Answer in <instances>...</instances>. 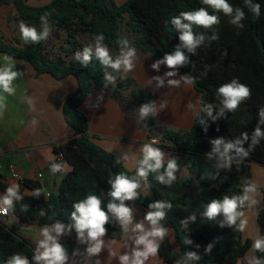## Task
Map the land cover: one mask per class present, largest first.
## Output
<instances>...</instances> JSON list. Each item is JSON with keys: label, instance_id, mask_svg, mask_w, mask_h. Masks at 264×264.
<instances>
[{"label": "trees", "instance_id": "trees-1", "mask_svg": "<svg viewBox=\"0 0 264 264\" xmlns=\"http://www.w3.org/2000/svg\"><path fill=\"white\" fill-rule=\"evenodd\" d=\"M229 3L243 8L246 14V18L241 21L244 24L243 29L228 24V17L221 14V23L216 26L218 40H206L197 47L195 54L182 49L191 63L180 68L178 75L190 74L197 77L193 87L201 95L200 109L190 129L164 126L151 113L141 118L140 108L143 104L154 102L153 93L148 87H140L130 76L120 79L118 74L112 73L117 75L113 99L121 104L127 115H131L123 96V92L129 89L131 99L138 106L133 118L136 122L139 121L140 128L149 138L160 136L162 142H169L167 149L177 159L179 169L185 167L187 170L186 175H180V170L177 172L178 179L171 187L159 184L154 179V174H149L147 184L152 197L141 193L138 200L128 202L145 211L148 210V203L156 200L172 204L167 219L161 222L169 229V235L161 242L159 250V256L167 264H237L252 246V240L245 239L243 233L234 231L227 225L221 228L219 221L222 217L209 221L202 215L211 199L239 194L243 181L252 180L249 163L256 162L264 166V137L250 157L239 165V170L235 163L230 171L217 170L216 155L213 154L212 160H208L205 155L212 152L213 145L209 143L211 139H234L243 132L249 134V139L243 145L247 149L252 143L251 117L264 98V0H252V3L261 5L259 18L244 6L243 0H229ZM7 4H14L18 17L38 30L41 27L40 16L50 13L52 33L59 30L67 38L61 50L62 54L55 57L46 54V41L17 46L5 42L2 37L0 53L30 64L37 75H53L58 81L75 76L78 80V91L67 100L64 107L65 119L77 136L56 148L71 170L61 180L58 191L49 197L43 194L39 198L27 196L20 188L23 200L10 213L20 217L23 222L36 220L41 226L50 225L56 220L67 224L70 222L74 202L82 200L89 193H103L102 199L106 205V193L110 188L108 180L121 172L133 174L122 163H116L118 156L104 151L89 136V119L82 104L97 89L104 88V69L95 59L87 68H83L67 54L82 51L86 46L79 41L80 37L87 36L93 40V36L100 32L106 37L105 43L118 50L115 41L124 35V24L135 35L130 40L137 50L161 59L166 52H172L179 44L178 33L170 23L171 18L179 15L181 11L193 10L202 5L200 0H127L121 5L113 0H52L47 5L35 7L28 5L25 0H0L1 6ZM195 31L202 32L204 29ZM208 34L211 35V32ZM205 65L210 66V70L202 75ZM233 78L250 87L251 98L242 103L235 113H226V119L218 117L213 122L201 109L204 103L218 105L216 89ZM217 112L218 107L214 108L213 116ZM205 127L208 128L206 133L203 130ZM217 171L218 178L211 179L209 174ZM22 185L32 190L40 188L37 183L30 181H24ZM4 187L0 181V189ZM22 204L28 206L27 211L21 209ZM41 209L47 213L44 217L39 215ZM192 215L196 216L195 222L188 219ZM181 220H188L186 228L181 225ZM257 224L260 236H264V208L257 214ZM106 227V237L116 240L122 238L123 234L117 225L110 224ZM73 231L75 232L74 229ZM185 237L191 241L190 244L183 243ZM209 245H212L211 250L206 252ZM33 249L34 246L11 227H0V264H4L14 253H21L31 260ZM255 252L257 260L264 261V253ZM187 253H195L199 259H189Z\"/></svg>", "mask_w": 264, "mask_h": 264}, {"label": "clouds", "instance_id": "clouds-1", "mask_svg": "<svg viewBox=\"0 0 264 264\" xmlns=\"http://www.w3.org/2000/svg\"><path fill=\"white\" fill-rule=\"evenodd\" d=\"M200 3L201 7L181 11L179 15L171 18L170 23L178 33L179 44L175 46L172 52H166L161 59H157L151 64V68L156 71H159L161 65L169 69L163 77L154 76L151 78L157 82V88L164 86L165 78L177 76L180 68L191 63L182 49H187L189 53L195 54L197 47L204 44L206 40L216 41L219 39L216 26L221 23V14L228 17V24L231 26L238 29L244 28V24L241 23L246 18L243 8L234 6L229 3V0H200ZM243 3L255 17H260L261 5L259 3H252V0H243ZM50 15L46 12L40 16L41 27L39 30L34 25L22 20L19 22L21 39L25 44L35 45L50 38L53 30L49 23ZM195 29H204V31L197 32ZM209 32L211 35L208 34ZM105 39L106 37L102 32L95 34L93 43L84 46L82 51H76L74 59L83 68H87L93 59L98 61L104 69V87L107 88L109 83L112 85L116 83L117 75L112 73H116L120 79H124L128 73L135 70L138 56L137 49L128 36L121 35L115 41L118 46V54L115 56L112 55ZM0 59L3 61L0 64V116H2L7 109L4 94L6 93L8 96L16 94L14 82L24 75L22 71L17 70L16 66L17 63L24 62H18L7 54H4ZM208 70H210V66L205 65V71L202 75H206ZM197 79L190 74H185L179 79H168L167 84L169 88H178L183 81L186 85L193 86ZM215 95L219 104L204 103L201 109L202 112L212 118L213 122L218 117L226 119V113H235L242 103L251 98V89L239 82L237 78H233L230 82L220 85L216 89ZM25 100L29 107L35 111L34 99L26 96ZM102 100L103 93L97 97V103L94 106L99 107V101ZM188 106L191 107V103ZM164 107H166V102L161 104V108ZM217 107V115L213 116V110ZM150 113L156 114L155 102L143 104L140 108L141 118ZM257 115L259 120L252 131V143L247 149L243 146L244 142L249 139L247 132L241 133L234 139L219 137L209 141L213 145L212 152L205 155L208 160L213 159V154L216 155L215 168L217 170L230 171L233 163L237 165V170H239V165L248 159L259 145L260 138L264 137V130L261 128V125H264V106L258 109ZM200 123H203V120H200ZM207 129V127L203 129L205 133ZM158 143L159 141L156 139L144 143L139 148L138 158L137 154L128 152H123L117 157L116 163H122L129 172L133 171L130 165L134 162V173L132 175L124 172L117 173L114 178L108 180L110 188L106 193L108 198L106 205L102 199L103 193L100 195L87 194L82 200L72 204L73 210L70 214L69 223L56 220L51 225L46 224L40 229L42 238L36 241L31 260L21 253H14L4 264H75L74 258L77 256H82L85 264H88V261H91L93 257H99L104 249H107L109 256L118 260L119 264H147L150 259L158 257L161 242L169 235V229L161 222L167 219L172 204L163 200L149 202L148 210L144 212L142 219L138 220L136 208L133 204L128 203L140 198L141 190L147 186L149 174H154V179L167 187H171L178 179L177 172L180 169L177 159L171 157L166 160L165 152L160 147L155 146ZM70 170L65 162L50 164L52 174H63ZM218 176L219 171L215 174H209L213 180H216ZM259 187L255 181L244 180L240 185L241 192L239 194L223 195L222 198L211 199L205 206L202 213L203 217L209 221L222 217L219 221L221 228L227 225L234 231L245 233L249 224L247 210L259 204V200L255 198L260 195ZM20 188L19 183L12 182L5 192L0 194V216H7L10 212H14L16 204L23 200ZM42 194L50 195L43 188L33 189L31 192L34 198H39ZM21 209L27 211L28 206L22 204ZM39 215L44 217L47 213L41 209ZM188 219L195 222L196 216L192 215ZM180 223L186 228L188 220H181ZM110 224L117 225L129 242L124 245L125 250L123 252L114 248L117 243L115 239L105 240L108 233L106 226ZM73 229L78 243L87 247L83 252L79 248L74 249L70 256L68 249L61 242V238L71 235ZM251 238V249L264 253V236H260L257 232ZM183 243L190 244L191 241L185 237ZM211 247L212 245H209L206 252L210 251ZM187 257L199 259L195 253H187ZM95 264H101V260L96 259ZM255 264H264V261L256 260Z\"/></svg>", "mask_w": 264, "mask_h": 264}, {"label": "crops", "instance_id": "crops-1", "mask_svg": "<svg viewBox=\"0 0 264 264\" xmlns=\"http://www.w3.org/2000/svg\"><path fill=\"white\" fill-rule=\"evenodd\" d=\"M50 1L51 0H25V2L31 6H41L49 3ZM11 15H13V19H15L14 21L18 23L15 29L12 28V33L10 32L11 26L9 25V18ZM20 21L21 19L18 17L14 4L0 5V29L9 35V38L4 39L5 42L13 43L17 46L27 45L21 39L19 31ZM13 33H15L16 36H12ZM0 55L4 54L0 53ZM137 56L138 59L135 70L128 73L126 77L130 76L136 80L140 87H149L152 90V80H146L144 77L142 78L141 75H143V72L140 70H142V64L144 69L152 70L151 64L157 59L153 55L154 57L152 60L146 61L145 59L150 56H146L144 54L142 55V52L139 50H137ZM0 58H2V56H0ZM15 60L18 62L22 61L18 59ZM17 65L23 70V79L26 78L27 81L28 97H32L34 99L36 110L33 111L29 105L27 106V109H24V121L22 125H20L16 135L12 138L8 136L7 129H2L4 124L0 123V135L1 137L2 134L4 135L3 138L0 137V181L5 186L3 189H0V194H3L12 182H16L21 185L24 195L32 196V189L22 185L24 181H30L37 183L40 188H43L51 195L58 191L59 185H61V180L68 172L67 171L63 174L51 173V163L63 162L59 158V153L56 151V148L71 139L76 138L77 136L75 131L69 126L65 119L64 107H66L65 104L67 100H69L76 93V91H78V80L75 76H69L62 81H58L53 77V75H37L34 68L26 62L17 63ZM161 69L164 70V73L169 71V69H167L164 65L160 66L159 70ZM174 78L179 79L180 76L177 75ZM181 82L184 83L183 81ZM188 86L189 87H186L187 91L185 92L190 94L192 97L189 98H193L196 103V112L192 115V119L188 123L182 121L183 119L180 120V118H178V121L177 119L174 121L169 114L159 112L158 105H156L157 103L155 102V95L153 94L156 107L155 117L158 119L160 124L170 128L174 127L176 129H190L193 126L194 120L200 109L201 95L194 89L193 86ZM114 89L115 85L112 84L107 88L104 87L101 90L97 89V91L89 96L82 104V109L89 119V136L92 142L104 151L113 153L116 156H120L123 152H128L130 154H137L138 158L139 148L144 143L152 139H156L159 143L155 146L160 147L165 152V159L167 160L174 157L166 147H163L166 142H162L160 136L149 138L147 133L140 128L138 123L135 121L136 119H134L131 115H127L126 112L122 110L120 106L121 104H119L118 101L112 97ZM101 93H103V100L99 101V107H95L94 105L97 103V97ZM183 94L185 93H182V96ZM186 98L189 102V98ZM171 111V113H176V117L183 115V112H178V109L171 108ZM164 115L167 117L169 115L171 118L169 119L171 124L166 120V118H164ZM33 121H35V123H33ZM249 165L252 174V181H255L260 186V195L255 198L261 203L257 210H254L253 208L251 209V216L254 219L255 224H253L252 219V223L250 222L248 224L247 231L243 233V237L245 239L252 240L251 237L256 235L257 232H259L260 235L259 226L256 221L257 214L264 208V166L256 162H251ZM10 166H13L21 175V181L12 176ZM130 167H132L134 171V162L130 165ZM256 169H260L263 172H259V170L257 171ZM252 170L254 172V177ZM136 210V218L138 220L142 219L145 211L138 208H136ZM4 225H7L17 231V233L32 244L34 248L36 246V241L42 238L40 236V229L44 225L41 226L36 220L23 222L20 220V217L10 213V215L6 217L0 216V227ZM109 239L111 238L105 237L106 241ZM116 241L117 243L114 245V248L119 252H123L125 250V242L127 241L126 237L122 235V238ZM61 242L68 249L70 256L74 249L79 248L80 251L83 252L87 247L84 244L78 243L76 233L73 230L71 235L63 236L61 238ZM248 254H250L249 258L252 260V263L255 264L257 256L256 252L250 248L244 259L247 258ZM157 258L160 261L163 260L159 255ZM96 259H100L101 264H113L118 261L109 256L107 249H104L99 257H93L91 261H88V264H95ZM74 261L75 264H85L82 256L75 257ZM147 264H152L151 259L147 262ZM162 264L167 263L162 261Z\"/></svg>", "mask_w": 264, "mask_h": 264}, {"label": "rangeland", "instance_id": "rangeland-1", "mask_svg": "<svg viewBox=\"0 0 264 264\" xmlns=\"http://www.w3.org/2000/svg\"><path fill=\"white\" fill-rule=\"evenodd\" d=\"M113 1L117 5H121L127 0H123V1L113 0ZM49 3H47V4H49ZM47 4H44V5H47ZM44 5H41V6H44ZM35 7H40V6H35ZM11 17L9 18L10 19L9 25L11 26L10 32L12 33V31H13L12 28L15 29L17 27L18 23L16 21H14L15 19H13V15H11ZM123 26H124L123 27L124 35L128 36L130 39H134L135 35L133 33L129 32L127 30V27L124 24H123ZM8 36H9L8 34H6L3 30L0 29V37H2L3 39H6V38H9ZM12 36H16L15 33H13ZM66 38H67V36L64 32H61L59 30H55L51 34L50 38L46 41V44H47L46 54L50 57H55L57 55L62 54L61 50H62L63 46L65 45ZM79 41H81V43L84 45H88L90 43H93V40L89 39L87 36L80 37ZM109 48L111 50L112 55L118 54V50H116L112 47H109ZM143 54L146 56H150V57H147V59H145L146 61L152 60L154 57L151 53H143ZM67 55L69 58H74V53L73 54L72 53L67 54ZM0 56H3V55H0ZM2 63H3V61L0 60V64H2ZM144 65H145V63H144ZM16 67H17L18 71L23 72V70L20 69L18 67V65ZM141 69L142 70H140V71L143 72V75H141V77L142 78L144 77V79H146V80H150L154 76H162L163 77L165 74L163 69H161L159 71H156L154 69H152V70L148 69L150 71V73H149L148 70L144 69L143 64H142ZM179 76H181V75H179ZM23 77H24V75L20 79H18L14 82V86L16 87V94L14 96H8L6 93L4 94L6 96L7 109L3 113V115L0 116V123L4 124L2 129H7V134L10 138H12L16 135V132L19 130L20 125H22V123L24 121V109H27V106H28V103L25 100V97L26 96L28 97L27 81H26V78L23 79ZM168 79H175V78L174 77L165 78L164 86L159 87V88H157V82L155 80H152L153 83H151V85H152L153 89L151 90L148 87L151 90V92L155 95V102L157 103L156 105H158V108H159L158 111L161 113L163 112V114H169L174 121L176 119L178 121V118H180V120L183 119L182 121H184L185 123H188L192 119V115H194L196 112L195 100H193V98L190 99L192 96L190 94H188L187 92H185V91H187L186 87H189V86L186 85L185 83L181 82L180 87L169 88L168 84H167ZM110 85H111V83L108 84V86H110ZM182 93H185V94H183V96H182ZM123 96L125 97L126 104H127L126 106L128 107V109L131 113V116L132 117L135 116L136 111L138 110V106H137V103L131 99L129 89L127 91L123 92ZM263 96H264V94H263ZM186 97H188V98L190 97L189 102L187 101ZM165 102H166V107L161 108V104H164ZM189 103H191V107L188 106ZM260 105H261L260 107L264 106V98L261 101ZM260 107H257V109H254V111H253V116L251 117V123H250L251 124V128H250L251 134H252V131L256 127L257 122L259 120L257 113H258V109ZM171 108L178 109V112L179 111H180V113L183 112V115L176 117V113H171L172 112ZM169 115H168V117H169ZM168 117L164 115V118H166V120L170 123L169 119H171V118L170 117L168 118ZM171 128L176 129L174 127H171ZM261 128H262V130H264V125H261ZM0 137H1V135H0ZM3 137H4V135L2 134L1 138H3ZM261 139H263V137L260 138L259 142L262 141ZM169 144H170L169 142H166V144L164 146H166V148H167V146H169ZM255 168H258V167H255ZM256 170L257 171L259 170V172L261 171L260 169H256ZM252 172H253V170H252ZM261 172H263V171H261ZM132 173H134V171H132ZM186 174H187L186 168L182 167L180 170V175H186ZM253 177H254V172H253ZM141 193L147 197H150V198L152 197L151 191L148 187V184L145 188H143L141 190ZM260 204L261 203L259 201V204L256 205L253 209L257 210V208H258V206H260ZM247 211H248L247 214H248L249 223H250L251 220L253 219L251 216L252 212H251V209L247 210ZM253 224H255L254 219H253ZM126 243H128V241H126L125 244ZM175 248L178 251L177 247H175ZM249 255L250 254L247 255V258H245V259L243 258V260H240L237 264H253L252 260L249 258L250 257ZM256 260H257V258H256ZM151 263L152 264H162V261H160L156 257V258L151 259ZM113 264H119V262L117 261L116 263H113Z\"/></svg>", "mask_w": 264, "mask_h": 264}, {"label": "built area", "instance_id": "built-area-1", "mask_svg": "<svg viewBox=\"0 0 264 264\" xmlns=\"http://www.w3.org/2000/svg\"><path fill=\"white\" fill-rule=\"evenodd\" d=\"M59 158L63 161V155L62 154H59ZM1 167V165H0ZM10 171H11V174L12 176L15 178V179H18V180H22V177L21 175L17 172V170H15V168L13 166H10ZM50 195H48L47 197H49ZM10 214V213H9ZM9 216V215H7ZM1 217H6V216H1Z\"/></svg>", "mask_w": 264, "mask_h": 264}]
</instances>
